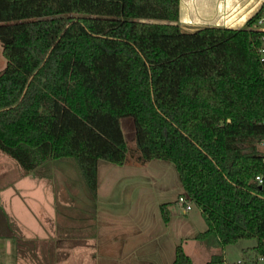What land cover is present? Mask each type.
Returning a JSON list of instances; mask_svg holds the SVG:
<instances>
[{"label": "trees", "instance_id": "16d2710c", "mask_svg": "<svg viewBox=\"0 0 264 264\" xmlns=\"http://www.w3.org/2000/svg\"><path fill=\"white\" fill-rule=\"evenodd\" d=\"M263 14L185 32L180 0H0V149L28 171L74 158L97 198L99 160L126 162L132 116L142 159L172 161L200 207L196 237L222 251L206 264L241 238L264 257Z\"/></svg>", "mask_w": 264, "mask_h": 264}, {"label": "rangeland", "instance_id": "374dc122", "mask_svg": "<svg viewBox=\"0 0 264 264\" xmlns=\"http://www.w3.org/2000/svg\"><path fill=\"white\" fill-rule=\"evenodd\" d=\"M121 125L128 144V165L99 160V200L91 195L74 158L48 159L28 171L0 149V235L6 229L15 233L16 264H65L71 255L66 264H76L78 245L97 238L103 247L111 239L138 242L153 238L165 246V257L182 244L195 264H205L213 253L222 252L196 237L207 223L197 204L191 202L192 208L186 209V204L178 201L180 195H188L183 193L175 164L161 158L144 161L136 144L133 117H121ZM259 148L264 152L263 140ZM162 203L171 207L169 227ZM38 221L43 231L33 235L32 223ZM20 224L25 229L22 235L18 234ZM86 224L93 227L82 229ZM255 241L244 238L229 244L225 262L243 257L248 249L242 251L241 244ZM104 250L105 256L112 255L108 254L111 246ZM249 256L257 255L253 251Z\"/></svg>", "mask_w": 264, "mask_h": 264}, {"label": "crops", "instance_id": "0c3cea01", "mask_svg": "<svg viewBox=\"0 0 264 264\" xmlns=\"http://www.w3.org/2000/svg\"><path fill=\"white\" fill-rule=\"evenodd\" d=\"M263 3L264 0H180L179 24L185 32H195L207 26L241 28L246 25L247 21L259 10ZM6 63L7 59L3 54V46L0 42V70L5 67ZM124 164L128 165V162ZM184 191L185 190H183V193ZM101 197L98 188V196L95 199H102ZM51 209L52 213L54 210L53 208ZM169 209H171V207H169ZM43 210L44 213H46V210ZM15 214L16 213H14V215ZM47 214L50 215L49 212H47ZM171 216L172 213L170 211V219ZM170 219L166 222L167 227H169ZM35 224L36 225L32 223L33 235H40V229L43 231V228H39V221ZM20 225L18 234L22 235L25 229L22 227V224ZM82 227V229L86 230V228L93 227V225L86 224ZM80 231L82 230L80 229ZM82 232L80 238L83 239L84 235H82ZM11 233L13 232L10 229H6L5 234L0 235V264H16L13 257L18 254V249L14 239L15 233ZM242 239L244 238L239 240ZM99 240L100 238L90 240L89 242L84 241L78 245L79 260L77 258L76 264H91L90 262H92V264H173L176 256L175 247V250L172 249L171 255L165 257L163 255L165 254L163 252V247L165 246L160 241L153 238L139 240L138 242L130 239H111L105 247H103V243ZM228 245H226L223 252L225 261L228 260L226 257ZM256 245L257 240L250 244H241L240 247L242 251L248 250L243 257H239L238 259L243 258L246 264H254L253 261H256L257 264H260V261L264 262V257L257 252ZM109 246L112 247V250L108 254L112 255L105 256L104 248ZM253 251L256 252V257L249 256ZM19 257L23 260L22 256ZM72 257L73 255L69 257L66 263H69ZM209 260L210 259H207L205 264ZM193 263L195 264L194 260Z\"/></svg>", "mask_w": 264, "mask_h": 264}, {"label": "built area", "instance_id": "2783aa9c", "mask_svg": "<svg viewBox=\"0 0 264 264\" xmlns=\"http://www.w3.org/2000/svg\"><path fill=\"white\" fill-rule=\"evenodd\" d=\"M254 27L258 30H260L261 32H263L262 36H261V42H260V46L258 48V51L260 53V58L262 61H264V14L259 17L254 25ZM264 141V139H263ZM256 180L259 183L264 182V175L263 174H257L256 175ZM178 201L185 203L186 204V209H190L192 208V203L189 200V198L185 195H180L178 198ZM263 257V256H262ZM224 264H246V261L243 258H240L238 260H236L235 262H225Z\"/></svg>", "mask_w": 264, "mask_h": 264}]
</instances>
